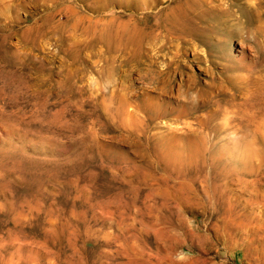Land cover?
I'll return each instance as SVG.
<instances>
[{"label": "rangeland", "instance_id": "rangeland-1", "mask_svg": "<svg viewBox=\"0 0 264 264\" xmlns=\"http://www.w3.org/2000/svg\"><path fill=\"white\" fill-rule=\"evenodd\" d=\"M153 12L0 0V264H264V29L231 87Z\"/></svg>", "mask_w": 264, "mask_h": 264}, {"label": "bare ground", "instance_id": "bare-ground-1", "mask_svg": "<svg viewBox=\"0 0 264 264\" xmlns=\"http://www.w3.org/2000/svg\"><path fill=\"white\" fill-rule=\"evenodd\" d=\"M149 1L151 2L153 11L155 10L152 15L156 17L154 22L151 23V28L153 30L148 35V37L153 41L152 45H155L158 50L168 49L172 38H177L176 40L179 39V48L184 47L192 41L204 44L206 48L204 54H206L207 60L211 62V64L221 67L220 76L226 84H229L231 87H236V85L233 84V80L236 76H230V73L240 71V68L249 69L251 67L250 65L244 63V48L245 46L248 48L253 46L255 48L254 45L257 29H264V22L260 20H256L254 22L252 18V14L259 11L257 4L247 2L243 3L238 0H236V3L231 0ZM257 2L258 4L263 3L260 12L264 15V2L261 0H258ZM162 15H165L163 19H161ZM237 25H241L243 29H235V26ZM241 31L248 32V36H242L243 34H240ZM250 35L251 37L249 38ZM99 37L105 41V35L103 32H101ZM233 38L239 40L241 44V56L239 57H234L233 55L231 56V54L228 53V43ZM222 51L227 53L229 61L234 60L239 67L236 65H230L229 61L220 65L216 63L215 55H223ZM155 55L157 56L158 53ZM154 59L157 61L156 58ZM194 59L198 62H202L201 57L197 56ZM172 60L173 58L171 59V62ZM174 60L178 63L179 55L176 56ZM171 62L169 61V63L166 64V66L168 65L169 72V64ZM158 72H152L154 75V82ZM183 84L184 82L181 85ZM204 103L205 102L201 101L197 103L193 102V105L189 108V110L191 112H196L200 108L204 107Z\"/></svg>", "mask_w": 264, "mask_h": 264}]
</instances>
